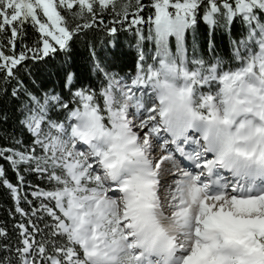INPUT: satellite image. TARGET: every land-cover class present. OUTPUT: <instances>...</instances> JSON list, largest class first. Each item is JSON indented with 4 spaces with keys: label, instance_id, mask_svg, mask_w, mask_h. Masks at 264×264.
Segmentation results:
<instances>
[{
    "label": "snow or ice",
    "instance_id": "1",
    "mask_svg": "<svg viewBox=\"0 0 264 264\" xmlns=\"http://www.w3.org/2000/svg\"><path fill=\"white\" fill-rule=\"evenodd\" d=\"M201 23L227 60L199 50ZM121 33L132 74L105 52ZM80 47L98 84L74 70ZM49 65L59 91L32 86ZM9 96L21 135L0 186L26 220L15 245L0 227V264H264V0H0ZM25 174L47 181L38 206Z\"/></svg>",
    "mask_w": 264,
    "mask_h": 264
},
{
    "label": "trees",
    "instance_id": "2",
    "mask_svg": "<svg viewBox=\"0 0 264 264\" xmlns=\"http://www.w3.org/2000/svg\"><path fill=\"white\" fill-rule=\"evenodd\" d=\"M145 2H147V0H145ZM148 11V9L145 10V15L148 14ZM233 35H236L235 27L233 29ZM195 37L196 42L199 45V50L206 52L208 40L213 39L216 44L217 54L223 57L225 60L230 57V39L224 34L221 28H217L215 30V33L210 37L208 26L201 23L197 28ZM117 43L118 47L113 49H105V52L109 59L114 58V67L112 68V71L117 72L120 75L134 73L137 48L131 34L121 33L119 35ZM188 43L191 46V35L188 37ZM148 49H153V45L149 44ZM149 54L152 53L150 52ZM149 62L151 63V61ZM55 64L59 66L61 64V59L57 58ZM73 67L75 71L82 74L84 78L83 82L85 84H98V80L95 75L88 70L87 56L82 47H80L73 53ZM53 72H55V69H53L51 65H49L47 70L44 71L34 70V78L36 80V83L32 86L45 91L51 90L53 88L59 91V77L57 75H52L51 73ZM27 82L31 85V79H29ZM20 103V100H14L10 96L8 98L0 99V109L6 112L9 117L7 122L0 123V146L5 144L13 145L14 139L19 138L21 135V129L17 123V117L20 111ZM0 165H3L5 167L9 179L15 182L16 176L11 171V169L8 168L7 164L4 161H0ZM25 180L27 184L32 185V187L23 188L21 190V196L23 197L25 193H28V199L33 200V204L38 206L39 201H36L30 194L35 190V186L37 185L40 188L47 187V181L34 174H25ZM15 207L16 203L14 202L9 191L5 187L0 186V227H4L8 230L10 241L13 245H15L17 240L19 239V230L14 227V225L23 223L26 220L25 217L15 212ZM20 207L24 208L26 211L30 210V206L26 204L23 199H21L20 201ZM37 223L40 224L41 227H43V225L39 221H37Z\"/></svg>",
    "mask_w": 264,
    "mask_h": 264
}]
</instances>
